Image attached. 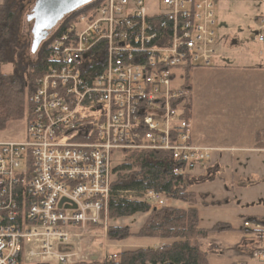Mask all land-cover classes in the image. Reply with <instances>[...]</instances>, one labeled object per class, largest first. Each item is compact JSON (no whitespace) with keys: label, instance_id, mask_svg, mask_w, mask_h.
I'll return each instance as SVG.
<instances>
[{"label":"built area","instance_id":"obj_1","mask_svg":"<svg viewBox=\"0 0 264 264\" xmlns=\"http://www.w3.org/2000/svg\"><path fill=\"white\" fill-rule=\"evenodd\" d=\"M216 2L94 0L48 38L25 138L0 140V264L26 254L65 264L70 254L53 243L67 247L82 236L69 229L102 222L127 153L164 152L183 175L219 151L192 140L186 83L190 69L213 64ZM257 25L264 46V17ZM123 195L165 206L152 190ZM243 226L261 241L240 264H264V221Z\"/></svg>","mask_w":264,"mask_h":264},{"label":"rangeland","instance_id":"obj_2","mask_svg":"<svg viewBox=\"0 0 264 264\" xmlns=\"http://www.w3.org/2000/svg\"><path fill=\"white\" fill-rule=\"evenodd\" d=\"M32 1L30 0V6L24 7V12L20 15V20L24 27H21L19 32H30L31 26L26 22V15L32 7L34 2ZM215 11L217 21L215 26L216 43L213 64L209 67H196L186 73V83L189 91L188 109L190 131L192 130L197 144L199 143L197 140L201 138V136L203 141L215 140L219 137H230L231 135L233 136V140H235L237 138L236 131L238 128L236 125L241 124L242 121L248 122V120H250L245 108H248V106L253 108L252 106L255 105V102H250V99L246 98L243 93V90L248 88V84H250L252 78L245 73L238 74L235 70H223V66H227L228 64H247L243 57L253 51V49L250 48L260 45L256 38L258 27L257 20L259 19L255 18V16L259 13L264 15V0H217ZM35 60L36 58L32 56L27 62L32 65L36 63ZM18 67L20 72H23L27 68L25 63L18 65ZM2 71L6 74H11L15 69L12 63L7 62L2 65ZM188 75L189 78H187ZM253 81L257 83L258 77L253 79ZM252 85L253 84L249 87L252 88ZM260 88H262V86H260ZM240 90H242L241 93L239 92ZM247 122L245 124H247ZM25 135V118L11 121L3 130H0V140L19 141L23 140ZM213 153L211 157H213ZM117 161V159L113 160L112 163L114 164ZM229 162L230 161L226 160L222 165L221 175L210 174V176H197L199 173H202L204 168L202 170L200 168L197 170L193 169L194 171L190 170L191 172L189 171L186 173L188 175L187 178L192 180L190 190L196 195L199 227L200 224L209 226L214 223L215 225L217 221L230 222V224L234 226H239L242 222L244 223V221H246H243V218L240 216L239 208H237L238 206L232 204L223 207L215 206L214 204H219L220 202L210 198L212 197L211 194H213L215 198H224V201H236L235 197H238V193L236 195L235 192L240 191L235 182L231 180L232 166H230L231 164ZM206 163L207 162H205L207 168H214L216 160L212 158V160ZM196 180H198V182ZM200 181H203V183ZM208 182L212 183L208 184ZM230 182H232V184ZM200 184L205 185H201L197 188L195 187L194 189V186ZM232 186L233 192L231 189ZM244 195H248V192L244 193ZM174 201V206L171 207L188 208V205L182 201ZM224 201L222 202L224 203ZM149 204L156 209L160 207L158 201H151ZM209 205L212 207H206ZM165 206H168L167 203ZM148 216L149 213H139L130 217L112 219L107 213V215L103 216V220L100 224L89 226V229H87V227L84 230L69 229L70 232L76 234L82 233V236L72 237L67 247L63 246L62 243L57 244V242H54L53 246L61 253L65 252L70 254L65 264H75L81 261L99 263L108 260L110 256H112L113 260L117 259L119 254L125 251L141 248H160L166 241L138 237L136 235ZM256 220L264 221V218ZM125 226L128 227L129 234L125 240L117 241L109 239L108 232L111 228H124ZM248 230L250 233V241H252L251 245L253 246L250 245L252 250L249 251L250 256H247L250 258L253 257V252L259 247L258 242L261 241V239L252 235L251 228ZM201 240L202 239L197 241L199 248ZM215 250L218 249L214 246H208L207 250L202 251L208 253ZM37 262H42V259L32 257L28 262H26L25 259L23 260V264H35ZM242 262H246V260L240 263ZM52 263L58 264V262Z\"/></svg>","mask_w":264,"mask_h":264},{"label":"trees","instance_id":"obj_3","mask_svg":"<svg viewBox=\"0 0 264 264\" xmlns=\"http://www.w3.org/2000/svg\"><path fill=\"white\" fill-rule=\"evenodd\" d=\"M29 3L30 0H4L0 5V130L11 121L21 118L27 120L28 97L33 92L36 81L48 69L43 62L44 47L49 39L31 55L30 32H19L24 27L20 15L25 6H30ZM73 14L74 12L68 15L50 37L68 31L73 22ZM32 56L36 58V63L31 65L27 61ZM7 62L12 63L15 69L11 74L2 71V65ZM22 63L27 68L20 72L18 65ZM173 166L174 162L164 152H129L125 161L112 169L113 196L108 205L109 216L120 219L149 213L136 235L164 240V245L160 248L121 252L114 260L111 258L99 263L81 261L75 264H208L207 253L199 248L197 241L203 239L208 232L230 231L232 227L227 223H217L210 229L199 227L196 195L190 190L192 180L187 178V174H174ZM146 190H152L166 199L182 201L188 208L163 206L156 209L147 202L129 200L125 195L122 196L123 192L139 195ZM127 228H111L108 232L109 239L125 240L129 236ZM20 264H23L21 256Z\"/></svg>","mask_w":264,"mask_h":264},{"label":"crops","instance_id":"obj_4","mask_svg":"<svg viewBox=\"0 0 264 264\" xmlns=\"http://www.w3.org/2000/svg\"><path fill=\"white\" fill-rule=\"evenodd\" d=\"M3 2L4 0H0V5ZM263 16L259 13L255 18L259 19ZM250 49H253V51L243 57L246 60L245 62H247V64H244L245 66L242 64H228L227 66H223V70H235L238 74L245 73L252 78V81L248 84V88L245 89L246 91L243 90L246 98H249L250 102H255V105L252 106L253 108L251 106L245 108L250 120L248 122L246 121L247 124H245V121H242L241 124L236 125L238 128L236 131L237 138L235 140H233L232 135L225 138L219 137L210 141H203L202 136L198 140L196 137V140L199 142L198 144L214 147L219 149V151L214 152L213 157L210 158V160L212 158L216 160L214 168H207L205 162L208 163L210 161L208 160L190 169L197 170L200 168L202 170L204 168L202 173H199L197 176H210V174H220L224 162L226 160L230 161V166H232L231 180L235 182L240 191L235 192L236 195L238 193V197H235L236 201H224V198H215L209 192L212 195L210 198L220 202L219 204H214L215 206L223 207L230 206V204L238 206L237 208H239L238 210L243 221L264 218V46L260 44ZM257 77L258 82L254 83L255 81L253 79ZM251 84H253L252 88L249 87ZM239 92L241 93L242 90ZM191 136L193 142H196L192 130ZM212 182H208V184ZM230 183L232 184V182ZM205 184L194 186V189ZM231 189L233 192V186ZM246 192H248V195L245 196L244 193ZM174 202V200L165 199V205L167 203L168 206H174ZM218 222L229 224L232 230L219 233L209 232L201 240V250H207L208 246H214L218 249L207 253L208 264H239L241 261H247L249 259L247 257L249 251L253 247L251 245L252 241L249 238V230L243 227V222L239 226H234L230 222L224 221H217L215 224ZM213 225L214 223L209 226L200 224V227L209 229Z\"/></svg>","mask_w":264,"mask_h":264},{"label":"water","instance_id":"obj_5","mask_svg":"<svg viewBox=\"0 0 264 264\" xmlns=\"http://www.w3.org/2000/svg\"><path fill=\"white\" fill-rule=\"evenodd\" d=\"M94 0H34L26 22L30 24V54L34 55L70 14ZM65 201L63 199L59 206Z\"/></svg>","mask_w":264,"mask_h":264},{"label":"bare ground","instance_id":"obj_6","mask_svg":"<svg viewBox=\"0 0 264 264\" xmlns=\"http://www.w3.org/2000/svg\"><path fill=\"white\" fill-rule=\"evenodd\" d=\"M30 258H31V257H30L28 254L25 255V260H26V262H28V261L30 260Z\"/></svg>","mask_w":264,"mask_h":264},{"label":"flooded vegetation","instance_id":"obj_7","mask_svg":"<svg viewBox=\"0 0 264 264\" xmlns=\"http://www.w3.org/2000/svg\"><path fill=\"white\" fill-rule=\"evenodd\" d=\"M29 24V23H28Z\"/></svg>","mask_w":264,"mask_h":264}]
</instances>
